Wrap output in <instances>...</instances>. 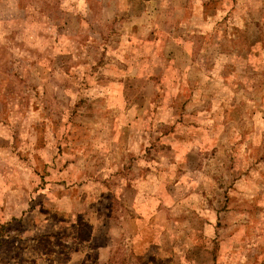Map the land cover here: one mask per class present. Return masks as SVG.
I'll return each instance as SVG.
<instances>
[{
    "label": "rangeland",
    "instance_id": "rangeland-1",
    "mask_svg": "<svg viewBox=\"0 0 264 264\" xmlns=\"http://www.w3.org/2000/svg\"><path fill=\"white\" fill-rule=\"evenodd\" d=\"M0 264H264V0H0Z\"/></svg>",
    "mask_w": 264,
    "mask_h": 264
}]
</instances>
